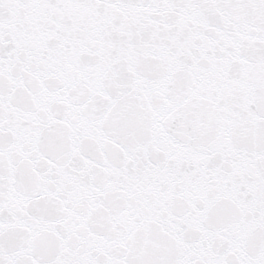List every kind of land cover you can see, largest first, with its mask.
I'll use <instances>...</instances> for the list:
<instances>
[{
    "label": "snow or ice",
    "instance_id": "obj_1",
    "mask_svg": "<svg viewBox=\"0 0 264 264\" xmlns=\"http://www.w3.org/2000/svg\"><path fill=\"white\" fill-rule=\"evenodd\" d=\"M0 264H264V0H0Z\"/></svg>",
    "mask_w": 264,
    "mask_h": 264
}]
</instances>
